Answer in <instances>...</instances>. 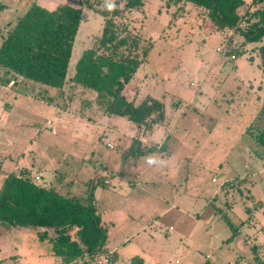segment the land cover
I'll return each mask as SVG.
<instances>
[{"label":"rangeland","instance_id":"374dc122","mask_svg":"<svg viewBox=\"0 0 264 264\" xmlns=\"http://www.w3.org/2000/svg\"><path fill=\"white\" fill-rule=\"evenodd\" d=\"M111 2L120 13L109 17L126 42L117 56L145 61L123 95L165 104L166 122L140 143L154 149L126 155L137 128L106 114L96 93L70 81L60 91L0 68V189L24 168L64 196L85 197L97 178L106 252L76 264H137L136 257L142 264H264V149L252 135L264 104L263 43L242 46L238 33L216 30L188 2L142 0L132 10ZM33 3L82 10L70 79L80 53L99 48L106 0H0V38ZM36 233L0 224V264H60Z\"/></svg>","mask_w":264,"mask_h":264},{"label":"trees","instance_id":"16d2710c","mask_svg":"<svg viewBox=\"0 0 264 264\" xmlns=\"http://www.w3.org/2000/svg\"><path fill=\"white\" fill-rule=\"evenodd\" d=\"M114 1L123 2L128 10L143 5L142 0ZM172 1L188 2L202 10L220 32L238 33L243 38L242 46L263 43L258 51L264 59V0H251L248 4L249 9L244 14L247 16L246 28L240 26L243 16L238 13L246 5L245 0ZM87 8L92 9L89 5ZM119 13V9L108 11L107 8L99 12L104 19L99 48L80 53L69 79L75 39L82 24V10L67 4L48 10L33 3L0 38V68L10 73L8 75L60 91L70 81L96 93L105 105L106 114L126 118L136 126L139 134H151L164 123L165 106L149 95L136 104L127 101L123 95L125 86L145 61L137 57L117 56V50L126 42L124 38H118L117 27L109 16L117 17ZM251 19L255 21L251 22ZM100 50L107 54H99ZM241 52L236 51V54ZM254 122L256 133L252 134L251 125L246 134H252L256 145L264 149V104ZM140 143V135L134 137L126 155L139 156L154 149H145ZM88 184L90 187L85 197L64 196L51 186L38 184L28 168L9 173L0 189V224L35 230L38 240L51 244L52 256L60 264L92 260L106 252L103 248L108 232L95 206L97 178L93 182L89 180ZM111 254L115 257L114 262L117 254ZM133 261L142 264L140 258H133Z\"/></svg>","mask_w":264,"mask_h":264},{"label":"built area","instance_id":"2783aa9c","mask_svg":"<svg viewBox=\"0 0 264 264\" xmlns=\"http://www.w3.org/2000/svg\"><path fill=\"white\" fill-rule=\"evenodd\" d=\"M221 34H222L223 42H224L225 44H227L228 39H227L226 34H224V33H221ZM217 51H218V52H221L220 49H217ZM226 52H227V51H226ZM230 58H231L232 60H234V59H235V56H234V55H231ZM107 147H108L109 149H112V148H113L111 144H107ZM39 180H40V177H39V176H35V181H39ZM212 182L214 183L215 180L213 179Z\"/></svg>","mask_w":264,"mask_h":264},{"label":"clouds","instance_id":"9594fccd","mask_svg":"<svg viewBox=\"0 0 264 264\" xmlns=\"http://www.w3.org/2000/svg\"><path fill=\"white\" fill-rule=\"evenodd\" d=\"M106 8L108 11H112L115 8V4L113 2H111V0H106ZM153 162L154 161L151 159L148 160V163H150V164Z\"/></svg>","mask_w":264,"mask_h":264},{"label":"crops","instance_id":"0c3cea01","mask_svg":"<svg viewBox=\"0 0 264 264\" xmlns=\"http://www.w3.org/2000/svg\"><path fill=\"white\" fill-rule=\"evenodd\" d=\"M164 106H165V104H164ZM166 119H167V116H166V113H165V121H164V123L166 122ZM164 123H163V124H164ZM163 128H164V127H163ZM153 132H154V131H153ZM153 132H152V133H153ZM154 133H155V132H154ZM139 135H140V140L143 141L144 138L142 137V134L140 133ZM134 137H135V135H134ZM134 137H133V138H134ZM158 150H159V149H158ZM159 151H161V150H159ZM35 176H38V175H35ZM104 183H105V182H104ZM105 184H106V183H105ZM101 217H102V216H101ZM102 220H103V219H102ZM109 253H112V252H109Z\"/></svg>","mask_w":264,"mask_h":264}]
</instances>
